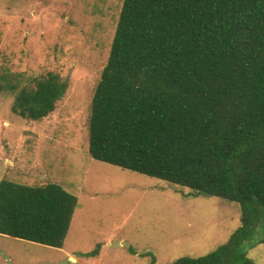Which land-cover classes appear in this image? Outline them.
Returning a JSON list of instances; mask_svg holds the SVG:
<instances>
[{
    "label": "trees",
    "instance_id": "16d2710c",
    "mask_svg": "<svg viewBox=\"0 0 264 264\" xmlns=\"http://www.w3.org/2000/svg\"><path fill=\"white\" fill-rule=\"evenodd\" d=\"M67 89L55 72L23 85L0 71L24 118ZM88 126L93 159L239 204L226 243L168 264H255L243 244L264 222V0H123ZM76 206L57 183L2 179L0 234L61 248Z\"/></svg>",
    "mask_w": 264,
    "mask_h": 264
},
{
    "label": "rangeland",
    "instance_id": "374dc122",
    "mask_svg": "<svg viewBox=\"0 0 264 264\" xmlns=\"http://www.w3.org/2000/svg\"><path fill=\"white\" fill-rule=\"evenodd\" d=\"M122 2L0 0V71L19 73L23 85L47 72L68 81L38 120L12 110L14 92L0 93V180L53 182L77 197L61 248L0 234V264H168L215 250L240 225L236 202L90 156L91 100ZM262 239L264 222L243 244L255 264H264Z\"/></svg>",
    "mask_w": 264,
    "mask_h": 264
},
{
    "label": "crops",
    "instance_id": "0c3cea01",
    "mask_svg": "<svg viewBox=\"0 0 264 264\" xmlns=\"http://www.w3.org/2000/svg\"><path fill=\"white\" fill-rule=\"evenodd\" d=\"M122 243V242H121ZM63 246V245H62ZM69 255V254H68Z\"/></svg>",
    "mask_w": 264,
    "mask_h": 264
},
{
    "label": "water",
    "instance_id": "95a60500",
    "mask_svg": "<svg viewBox=\"0 0 264 264\" xmlns=\"http://www.w3.org/2000/svg\"><path fill=\"white\" fill-rule=\"evenodd\" d=\"M69 259H72V258H69Z\"/></svg>",
    "mask_w": 264,
    "mask_h": 264
}]
</instances>
